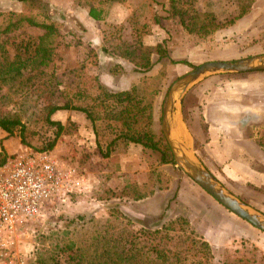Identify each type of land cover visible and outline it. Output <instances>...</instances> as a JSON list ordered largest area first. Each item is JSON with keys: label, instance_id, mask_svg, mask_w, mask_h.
I'll use <instances>...</instances> for the list:
<instances>
[{"label": "rangeland", "instance_id": "374dc122", "mask_svg": "<svg viewBox=\"0 0 264 264\" xmlns=\"http://www.w3.org/2000/svg\"><path fill=\"white\" fill-rule=\"evenodd\" d=\"M41 1L48 18L59 27L52 44L53 86L56 77L62 79L67 71L79 69L87 85L96 77L110 92L134 89L153 99V129L156 132L161 130L164 96L179 76L202 62L220 60L215 56L224 46L235 51L228 60L264 53V32L258 28L254 15L257 0H179L191 15L212 14L219 23L231 20L241 6H249L248 12L233 24L207 36L184 29L178 17L170 14V0H101L106 11L102 20L91 18L87 8L76 0ZM0 12L30 11L18 0H0ZM224 29H233L234 33L216 39L215 32ZM43 31L24 24L3 35L1 41L12 56L23 52L26 45L32 47ZM125 48L132 52L131 59L122 56ZM147 58L152 65L149 68L140 66ZM247 73L217 74L216 79H243L249 77ZM47 97L44 92L35 98L28 90H19L15 85L1 89L0 115L16 113L20 116L26 125L25 137L30 146L22 144L18 134L5 138L0 129V150L3 147L12 158L26 152H44L35 151L32 146L43 147L56 133V126L46 123L40 111ZM195 98L188 102L190 107L196 104ZM50 100L63 101L60 97ZM80 103L91 113V118L75 109H61L51 114L50 118L60 121L66 130L47 153L75 169L82 179V191L46 203L22 231L25 234L6 264H31L40 252L52 249L50 241L63 231L67 221L77 217L83 218L89 228L99 225L114 232L155 229L172 219L185 218L197 238L209 244L210 264H264L263 231L184 177L175 164L161 163L150 150L122 141L108 150L107 144L119 134L120 123L106 111L105 104L91 106L90 99ZM187 107L183 109L185 121L181 123V133L189 146L200 153L231 193L264 212V185L242 182L232 174L227 176L225 168L213 165L199 143L191 141V128H202V125L200 120L192 118ZM253 123L256 121L250 115V125ZM255 130L264 138V126ZM138 192L146 195L134 198ZM60 256L58 264H63L64 257Z\"/></svg>", "mask_w": 264, "mask_h": 264}, {"label": "trees", "instance_id": "16d2710c", "mask_svg": "<svg viewBox=\"0 0 264 264\" xmlns=\"http://www.w3.org/2000/svg\"><path fill=\"white\" fill-rule=\"evenodd\" d=\"M18 1L30 12H0V91L5 86L15 85L19 90H28V94L34 95L35 98H39L44 92L48 94L47 101L40 111L46 123L56 126V133L48 144L43 147L32 146V149L48 152L54 147L57 137L65 132V125L50 118L55 111L75 109L85 112L91 118V113L80 103L90 99L93 102L91 106L105 104L108 109L106 111L120 123L119 134L107 144L108 150L119 141L138 144L157 155L161 163L175 164L161 130L156 132L153 129L151 97L141 95L134 89L110 92L96 77H92L93 83L87 85L80 76L79 69L67 71L62 79L56 77L53 86L52 44L53 38L59 33V27L48 18L45 4L41 0ZM76 3L85 6L91 18H104L106 11L101 0H76ZM241 8L231 20L219 23L212 14L191 15L184 4H179V0H170V14L177 16L188 32L201 36L210 35L217 29L233 24L249 10L248 5ZM24 24L39 27L44 31L32 47L26 45L23 52L10 56L1 37ZM130 54L132 52L126 48L122 50V56L131 59ZM180 62L188 64L186 61ZM139 65L149 68L152 63L147 58ZM26 72L28 73L25 74ZM58 88L59 93L56 92ZM53 97H60L63 101H51L50 98ZM111 100L113 103H110ZM0 129L5 133V138L18 134L22 144L28 145L25 137L26 125L18 114L0 115ZM259 143L264 146L263 137L259 139ZM10 158L12 157L2 147L0 167ZM144 195L146 194L138 192L134 198L138 199ZM77 218L67 221L63 231L50 241L52 249L40 252L31 264H58L60 254L64 257L63 264H210L209 244L201 237L197 238L193 229L187 226L188 221L185 218L172 219L155 229L141 228L137 231L122 232H114L99 225L89 228L83 218Z\"/></svg>", "mask_w": 264, "mask_h": 264}, {"label": "crops", "instance_id": "0c3cea01", "mask_svg": "<svg viewBox=\"0 0 264 264\" xmlns=\"http://www.w3.org/2000/svg\"><path fill=\"white\" fill-rule=\"evenodd\" d=\"M254 15L258 28L264 32V0H257ZM233 33V29L219 30L214 37ZM228 48L222 47L215 59H230L235 51ZM247 74L249 77L231 81H220L216 79L219 75H212L193 85L183 97L179 127L182 128L181 123L185 121L184 107L196 97V104L187 108L192 118L201 121L202 128H191V141L199 143L201 151L213 161V165L225 168L227 176L232 174L242 182L261 186L264 185V146L259 143L261 136L255 129L264 126V71ZM250 115L256 121L253 126L250 125ZM181 137L189 145L187 138ZM194 151L215 175L200 153ZM184 177L191 179L186 174Z\"/></svg>", "mask_w": 264, "mask_h": 264}, {"label": "built area", "instance_id": "2783aa9c", "mask_svg": "<svg viewBox=\"0 0 264 264\" xmlns=\"http://www.w3.org/2000/svg\"><path fill=\"white\" fill-rule=\"evenodd\" d=\"M81 191L75 169L47 152L8 159L0 167V264L11 260L22 231L46 203Z\"/></svg>", "mask_w": 264, "mask_h": 264}, {"label": "water", "instance_id": "95a60500", "mask_svg": "<svg viewBox=\"0 0 264 264\" xmlns=\"http://www.w3.org/2000/svg\"><path fill=\"white\" fill-rule=\"evenodd\" d=\"M255 71H264V53L234 60H209L194 66L170 84L162 102L160 129L176 167L225 208L264 232V212L252 208L231 193L178 132L183 97L193 85L212 75Z\"/></svg>", "mask_w": 264, "mask_h": 264}, {"label": "bare ground", "instance_id": "6f19581e", "mask_svg": "<svg viewBox=\"0 0 264 264\" xmlns=\"http://www.w3.org/2000/svg\"><path fill=\"white\" fill-rule=\"evenodd\" d=\"M178 132H179L180 135H182V133H181V127L178 128Z\"/></svg>", "mask_w": 264, "mask_h": 264}]
</instances>
